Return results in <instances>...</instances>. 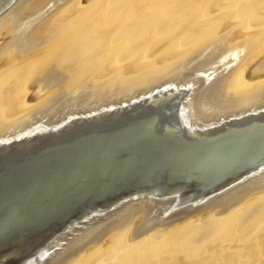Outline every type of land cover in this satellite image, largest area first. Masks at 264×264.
<instances>
[{
  "label": "bare ground",
  "instance_id": "1",
  "mask_svg": "<svg viewBox=\"0 0 264 264\" xmlns=\"http://www.w3.org/2000/svg\"><path fill=\"white\" fill-rule=\"evenodd\" d=\"M165 81L198 121L263 105L264 0H24L0 28V135ZM214 206L151 226L130 205L48 264H264V174Z\"/></svg>",
  "mask_w": 264,
  "mask_h": 264
},
{
  "label": "water",
  "instance_id": "2",
  "mask_svg": "<svg viewBox=\"0 0 264 264\" xmlns=\"http://www.w3.org/2000/svg\"><path fill=\"white\" fill-rule=\"evenodd\" d=\"M23 1L0 0V28ZM192 90L165 81L0 135V264H48L140 202L151 226L181 222L264 174V104L198 121Z\"/></svg>",
  "mask_w": 264,
  "mask_h": 264
},
{
  "label": "rangeland",
  "instance_id": "3",
  "mask_svg": "<svg viewBox=\"0 0 264 264\" xmlns=\"http://www.w3.org/2000/svg\"><path fill=\"white\" fill-rule=\"evenodd\" d=\"M181 247V246H180ZM181 248H183V247H181Z\"/></svg>",
  "mask_w": 264,
  "mask_h": 264
}]
</instances>
